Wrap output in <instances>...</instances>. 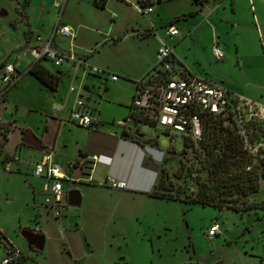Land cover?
<instances>
[{"label": "crops", "instance_id": "1", "mask_svg": "<svg viewBox=\"0 0 264 264\" xmlns=\"http://www.w3.org/2000/svg\"><path fill=\"white\" fill-rule=\"evenodd\" d=\"M54 1L15 0L10 24L14 29L21 26L20 35L4 37L0 53V63L13 61L19 73L4 97L0 125V166L16 155L19 160L11 162L9 172L22 173L29 183L26 205L32 214L19 234L28 229L43 235L41 249L21 238L46 264H163L159 238L174 227L168 204L176 201L150 194L162 161L148 149L139 128L143 123L132 113L136 80L153 64L157 32L172 47L178 73L207 78L264 104V0H203L201 5L192 0L185 10L167 16L158 13L163 3L172 0H152L147 15L137 13L132 0H106L103 7L92 0H66L61 11ZM189 11L194 14L183 16ZM57 21L68 25L72 35L56 34V42L63 41L65 50L83 55L117 78L91 73L69 61L55 65L46 58L34 60L29 50L38 44L34 35H49ZM170 24L177 27L176 35L165 33ZM214 43L223 51L219 59L211 50ZM203 50L211 58L207 67L199 60ZM25 54L30 58L21 66ZM31 65L58 76L56 87H48L29 72ZM77 99L91 114L92 126H80L69 118ZM8 105L11 112L6 113ZM20 111L35 113L37 119L30 125L18 124L11 144V123L17 125ZM26 127L41 147L22 141ZM46 154L60 167L63 187L76 188L80 195L78 204L68 205L58 221L41 205L46 177L33 173V161ZM107 176L124 181L126 187L109 186L104 182ZM247 199L260 202L263 207L257 209L264 211V200L254 195ZM9 228L0 216L3 238L18 246L9 237ZM257 257L258 264H264V249Z\"/></svg>", "mask_w": 264, "mask_h": 264}, {"label": "built area", "instance_id": "2", "mask_svg": "<svg viewBox=\"0 0 264 264\" xmlns=\"http://www.w3.org/2000/svg\"><path fill=\"white\" fill-rule=\"evenodd\" d=\"M65 1L56 0L54 5L61 11ZM92 1L105 3L106 0ZM131 5L137 13L142 15H147L152 11V0H132ZM165 33L173 36L178 33V29L170 24L165 27ZM56 34L72 35L71 28L57 21L49 35L35 34L34 37L38 44L29 49L34 60L46 58L55 65L69 61L88 68L91 73L105 74L113 80L117 78V74L89 63L83 55H76L65 50L55 41ZM154 36L158 41V46L153 64L144 75L136 80L131 100L132 113H136L138 121L154 128L159 127L172 139L177 134L183 136L188 146L182 150L180 158L185 167L190 168L192 178L198 174L196 167L198 168L203 163L205 157L203 144L207 120L216 138L213 145L208 144L210 155L225 151V140L232 138L238 165L244 163V169L249 170L254 165L264 162V104L241 93L230 91L224 85L207 78L178 73L173 64L172 47L157 32ZM211 50L217 59L223 56V51L217 43L211 46ZM18 78L19 73L13 61L0 63V125L2 124L1 108L4 97ZM75 104L76 107L69 112V118L80 126H92L93 118L83 102L77 99ZM148 149L156 152L159 155L158 161H162L164 157L162 151L155 146H149ZM17 160L19 158L16 155L8 157L3 162L2 169L10 171L11 162ZM33 168L34 175H43L47 179L43 185L44 195L41 205L48 209L53 218L58 221L64 216L65 209L69 205L67 189L62 185L65 177L60 167L51 161L50 154L33 161ZM104 182L113 188L126 187L124 181L110 176H107ZM59 233L61 235V231ZM219 233L220 227L216 220H211L204 229V236L208 239ZM0 239L4 240L0 264H9L24 259L26 255L24 251L3 238L1 229Z\"/></svg>", "mask_w": 264, "mask_h": 264}, {"label": "rangeland", "instance_id": "3", "mask_svg": "<svg viewBox=\"0 0 264 264\" xmlns=\"http://www.w3.org/2000/svg\"><path fill=\"white\" fill-rule=\"evenodd\" d=\"M191 1L172 0L163 3L158 16H167L178 10H185ZM15 5V0H0V13L5 11L0 14V53L5 48L4 37L20 35L21 26L14 29L10 24L14 20ZM114 14L116 15V13ZM29 58L30 55L25 54L20 60V65H25ZM199 58L205 67L211 61L208 51L205 50L201 52ZM10 107V105L7 106L6 113L11 112ZM36 119L35 113L20 111L17 114V125L14 126V123H11L13 131L10 132V143L12 144L17 137L18 124L25 121V124L30 125ZM139 128L144 138L163 152L166 158L163 164L168 171L170 173L176 171L180 166L181 152L184 147L183 136L177 134L172 139L159 127L154 128L143 124ZM26 147L27 150L31 149L29 146ZM25 163V160L22 161L21 167H24ZM29 195V183L27 179H24L22 173L9 172L0 166V216L10 225L7 231L9 237L16 241L19 248L26 254L21 263L12 262L9 264H46L39 254L37 255V252L34 253L32 249L26 247V242L19 234L21 226L31 218V209L26 205V203H30ZM254 197L264 200V181L260 183ZM251 199L253 198L251 197ZM252 201L256 200H246V202ZM168 205H170L168 216L171 222H174V227L171 231L161 233L159 238L163 264L179 261L181 264H213L216 262L258 264L257 256L263 254L264 249L263 210L256 208L239 212L227 207L218 210L210 205L188 204L181 201L169 202ZM211 220H216L219 224L220 233L208 239L204 236V229ZM3 242L4 240L0 239V258L3 254ZM132 252L135 253L134 250Z\"/></svg>", "mask_w": 264, "mask_h": 264}, {"label": "trees", "instance_id": "4", "mask_svg": "<svg viewBox=\"0 0 264 264\" xmlns=\"http://www.w3.org/2000/svg\"><path fill=\"white\" fill-rule=\"evenodd\" d=\"M194 2L201 5L203 0H194ZM96 4L100 7L104 6V3ZM192 14L194 12L189 11L183 16ZM29 72L50 88H55L59 81L58 76L49 73L40 65H31ZM135 117L137 121V116ZM205 128L203 144L205 157L203 163L198 168L196 167L198 171L196 177H191L190 168L185 167L181 158L179 168L170 173L163 164L166 160L164 156L159 165L157 182L150 194L188 204L210 205L218 210L227 207L237 211H245L250 208L263 207L260 202H246V200L249 195H254L258 191L260 183L264 181V162L260 165H254L249 170L244 169V163L238 165L232 138L225 140V151L210 155L211 151L208 152V144L213 145L216 138L213 135V128L208 125V120ZM147 142L149 141L147 140ZM149 145L154 146L150 142ZM187 146L188 142L184 139L182 150Z\"/></svg>", "mask_w": 264, "mask_h": 264}, {"label": "water", "instance_id": "5", "mask_svg": "<svg viewBox=\"0 0 264 264\" xmlns=\"http://www.w3.org/2000/svg\"><path fill=\"white\" fill-rule=\"evenodd\" d=\"M5 13V11H1L0 14ZM57 44H59L62 47H66V43L63 41L59 40L57 41ZM22 141L34 148H39L41 147L39 139L34 135V133L30 129L24 130L22 134ZM79 191L76 188L69 189L67 191V201L69 205H76L79 202ZM21 235L24 237V239L27 242V245H34L37 249H41L44 241L43 235L28 230V229H23L21 232ZM213 264H222L221 262H216Z\"/></svg>", "mask_w": 264, "mask_h": 264}]
</instances>
